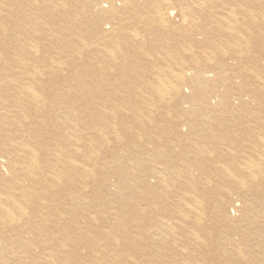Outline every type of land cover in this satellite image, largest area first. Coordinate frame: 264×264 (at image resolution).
<instances>
[{"label":"bare ground","instance_id":"obj_1","mask_svg":"<svg viewBox=\"0 0 264 264\" xmlns=\"http://www.w3.org/2000/svg\"><path fill=\"white\" fill-rule=\"evenodd\" d=\"M0 264H264V0H0Z\"/></svg>","mask_w":264,"mask_h":264}]
</instances>
